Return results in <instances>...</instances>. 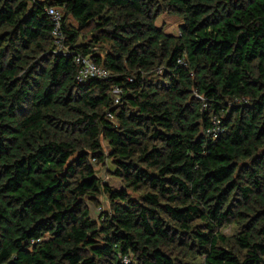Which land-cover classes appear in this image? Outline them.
<instances>
[{"label":"trees","instance_id":"1","mask_svg":"<svg viewBox=\"0 0 264 264\" xmlns=\"http://www.w3.org/2000/svg\"><path fill=\"white\" fill-rule=\"evenodd\" d=\"M123 258L264 264V0H0V264Z\"/></svg>","mask_w":264,"mask_h":264},{"label":"built area","instance_id":"2","mask_svg":"<svg viewBox=\"0 0 264 264\" xmlns=\"http://www.w3.org/2000/svg\"><path fill=\"white\" fill-rule=\"evenodd\" d=\"M45 13L51 21V39L53 44L52 53L54 55H61L64 57H72V63L76 67L75 79L77 82L82 83L90 79L106 80L111 74L109 71L101 66L96 65L89 56L82 55L80 53L72 52L67 46L65 41V35L62 31L63 16L59 9L54 7L45 8ZM119 89H114L113 98L117 104L119 100ZM108 117H110L108 115ZM111 118V117H110ZM214 127L210 131V134L216 135L220 131V127L217 121H214ZM40 242V239L31 241V244ZM129 258H123V263L128 264Z\"/></svg>","mask_w":264,"mask_h":264},{"label":"rangeland","instance_id":"3","mask_svg":"<svg viewBox=\"0 0 264 264\" xmlns=\"http://www.w3.org/2000/svg\"><path fill=\"white\" fill-rule=\"evenodd\" d=\"M181 24V20L177 17L164 12L156 21V25L160 28L164 29V32L167 34L177 35L178 28ZM105 146V144H104ZM97 176L98 178L106 185H109L114 188H119L120 183L117 179L111 178L109 175V171L112 170V166L109 160H106L105 165H98L96 166ZM86 205L90 212V217L92 220H97L102 212H107L109 210V204L106 200V197L100 196L97 201H86ZM226 236L232 235L234 233L233 228L226 227L223 228L221 231Z\"/></svg>","mask_w":264,"mask_h":264}]
</instances>
